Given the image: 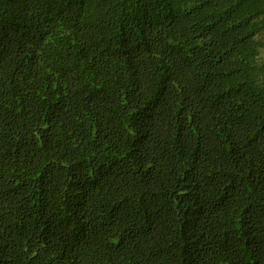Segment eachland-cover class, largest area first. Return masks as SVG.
<instances>
[{"label":"trees","instance_id":"16d2710c","mask_svg":"<svg viewBox=\"0 0 264 264\" xmlns=\"http://www.w3.org/2000/svg\"><path fill=\"white\" fill-rule=\"evenodd\" d=\"M0 264H264V0H0Z\"/></svg>","mask_w":264,"mask_h":264}]
</instances>
